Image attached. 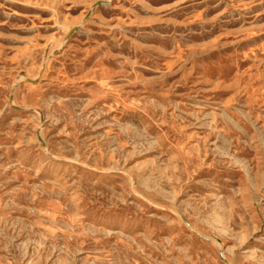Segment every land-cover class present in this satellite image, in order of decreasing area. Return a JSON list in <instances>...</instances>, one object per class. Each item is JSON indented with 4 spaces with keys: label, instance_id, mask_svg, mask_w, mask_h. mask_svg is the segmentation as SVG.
Returning a JSON list of instances; mask_svg holds the SVG:
<instances>
[{
    "label": "rangeland",
    "instance_id": "374dc122",
    "mask_svg": "<svg viewBox=\"0 0 264 264\" xmlns=\"http://www.w3.org/2000/svg\"><path fill=\"white\" fill-rule=\"evenodd\" d=\"M0 264H264V0H0Z\"/></svg>",
    "mask_w": 264,
    "mask_h": 264
}]
</instances>
